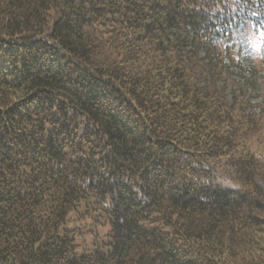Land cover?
Masks as SVG:
<instances>
[{
  "label": "trees",
  "instance_id": "16d2710c",
  "mask_svg": "<svg viewBox=\"0 0 264 264\" xmlns=\"http://www.w3.org/2000/svg\"><path fill=\"white\" fill-rule=\"evenodd\" d=\"M257 20L264 0H0V264H264ZM241 55L259 104L223 93Z\"/></svg>",
  "mask_w": 264,
  "mask_h": 264
},
{
  "label": "rangeland",
  "instance_id": "374dc122",
  "mask_svg": "<svg viewBox=\"0 0 264 264\" xmlns=\"http://www.w3.org/2000/svg\"><path fill=\"white\" fill-rule=\"evenodd\" d=\"M204 55L203 51H199V56L202 57ZM240 65L232 66L228 59L225 60V63L229 66L230 79L235 81V85H232L231 82L225 87L224 94L228 100H231L235 94H242L244 101L250 102L252 104L260 103L261 99L258 94L261 93L260 89L257 87L252 88L250 80V73L248 72V65L244 61L243 55L239 57ZM213 84L215 86L221 87L225 83L224 78L219 77L217 74H214L212 77ZM202 84V83H201ZM249 86V87H248ZM252 88V89H251ZM246 89H249L246 91ZM250 111L258 110V108L254 105L249 107ZM259 184L264 186V181H259Z\"/></svg>",
  "mask_w": 264,
  "mask_h": 264
},
{
  "label": "snow or ice",
  "instance_id": "6c2138e0",
  "mask_svg": "<svg viewBox=\"0 0 264 264\" xmlns=\"http://www.w3.org/2000/svg\"><path fill=\"white\" fill-rule=\"evenodd\" d=\"M264 28V22H261L257 20L255 23H249L245 24L244 22H241L242 31H241V37L245 40L252 35V33L257 29V26Z\"/></svg>",
  "mask_w": 264,
  "mask_h": 264
}]
</instances>
